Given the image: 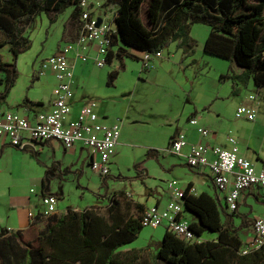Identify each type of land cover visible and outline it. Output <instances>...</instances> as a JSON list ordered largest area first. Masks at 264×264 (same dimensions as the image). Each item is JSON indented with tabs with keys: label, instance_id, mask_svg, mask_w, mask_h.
<instances>
[{
	"label": "trees",
	"instance_id": "trees-1",
	"mask_svg": "<svg viewBox=\"0 0 264 264\" xmlns=\"http://www.w3.org/2000/svg\"><path fill=\"white\" fill-rule=\"evenodd\" d=\"M79 1L0 0V47L7 46L12 57L11 61L0 59L5 82L0 102L18 78L17 58L30 46L25 31L35 16L44 12L54 21L58 13L74 6L68 39L74 40L79 29ZM105 1L116 8V33L112 36L107 63L123 55L141 59L122 45L155 53L176 42L177 47L190 50L193 46L190 24L203 23L210 28L203 50L242 68L240 73L221 76L232 80L231 92L236 91V81L247 85L251 80L255 96L264 101V0ZM117 73V70L109 72L108 84H112ZM39 104L25 97L17 107ZM193 115L191 113L187 119ZM148 155H152L151 151ZM45 186L44 183L43 193H47ZM191 190L189 183L183 190L182 203L183 212L193 215L189 222L195 235L192 240L180 238L166 229L154 251L148 246L122 250L144 227L141 221L147 207L132 201L125 190H121L110 195L103 209L97 205L81 211L67 208L59 216L48 219L38 233L37 245L25 243V247H21L19 232L8 233L2 237L5 241L0 245V264H157L158 261L166 264H264V244L244 251L246 242L240 236V227L233 226L230 220L235 212L223 220L224 210L216 197L204 191L193 194ZM206 232L215 237L203 238ZM5 233L7 230L1 231L0 237Z\"/></svg>",
	"mask_w": 264,
	"mask_h": 264
},
{
	"label": "rangeland",
	"instance_id": "rangeland-1",
	"mask_svg": "<svg viewBox=\"0 0 264 264\" xmlns=\"http://www.w3.org/2000/svg\"><path fill=\"white\" fill-rule=\"evenodd\" d=\"M73 8L74 6H68L56 15L54 21L50 20V14L42 12L30 23L25 31L30 46L18 55L16 62L18 78L12 89V99L23 95L40 97L52 91L53 75L47 73L36 78L34 71L39 69L41 60L53 55L68 41L71 33L70 14ZM209 29V26L203 23L190 24L189 37L193 40L192 49L180 48L177 47L176 42H171L160 50L161 57L151 58L148 69H143L141 59L123 55L121 59L115 58L103 67L93 68L87 75L78 73L80 81L75 89L76 95L84 102L96 101L102 110L114 117V120L116 118L120 120L119 139L107 176H101L92 170L85 151L80 158L74 159L82 175L76 178L77 176L72 173L74 169L71 168L67 177L61 175L59 186L54 188L57 189V194L64 195L66 203L81 206L82 210L97 202L106 204L113 192L125 190L129 184L133 198L142 199L146 191L144 181L153 186L162 176L161 172H164L162 165L175 159V155L168 150L171 133L178 122L187 121L188 116L194 112V108L199 115L208 114L214 119V129H219V126L225 127V125L230 127L231 120L235 119L236 109L249 95H256L255 87L251 80L247 85L236 81L235 93L229 90V84L221 76L233 74L232 67L236 64L203 50ZM119 45H122L121 42ZM122 46L128 52L141 57V51L126 45ZM0 59L12 60L7 46L0 47ZM91 61L93 60L89 59V62ZM81 64L82 62L78 61L76 72ZM112 70H117L118 73L112 84H108V75ZM226 79L232 82L231 79ZM2 80L0 75V82ZM217 95H219L218 98ZM210 102V110L208 108L204 112L202 105H208ZM256 107L264 116V101L261 98H257ZM216 111L219 114H216ZM234 126L233 134L240 130L242 133L246 131L240 128L238 123ZM208 136L211 137L213 134L209 133ZM149 151L152 154L150 157ZM18 153L20 174L31 173L22 172L32 167L26 155ZM37 155L49 166L52 159L56 160L57 157L66 163L67 159L72 157L62 148L56 152V155L51 151ZM138 165L146 168L149 178L140 176ZM32 173L45 175V172ZM49 180L45 178L46 183ZM169 181H171L170 178ZM167 183L166 181L165 184ZM17 184L21 191L31 195L33 202L38 203L35 196V193L39 192L38 186L20 181L19 183L17 181ZM263 209L261 205L254 204V213L259 214ZM247 210L246 205H240V212ZM183 214L188 220L193 219L190 212L184 211ZM234 217V222L236 221L237 224L236 216ZM222 218L223 220L229 218L227 210L222 213ZM166 229V222L157 227L144 226L137 237L124 245L122 249L148 246L154 251ZM239 233L243 239L246 237L243 231ZM212 235L206 232L203 238L207 239ZM157 264L166 263L158 261Z\"/></svg>",
	"mask_w": 264,
	"mask_h": 264
},
{
	"label": "built area",
	"instance_id": "built-area-1",
	"mask_svg": "<svg viewBox=\"0 0 264 264\" xmlns=\"http://www.w3.org/2000/svg\"><path fill=\"white\" fill-rule=\"evenodd\" d=\"M79 29L74 40H68L57 51L41 60L37 75L52 74L56 80L53 88L54 99L52 108L47 112H39L35 122L16 111L0 110V135L8 138L11 145L19 148L36 146L48 140H57L65 149L81 145L88 149L91 155L90 166L101 176H107L110 171V160L115 153L119 138V119L112 123L104 121L105 116L97 111V102L88 101L80 106L76 117L72 118L71 110L74 98L72 89L73 68L76 61L86 62L90 51L96 67L107 63L106 56L111 49L112 36L116 33V8L113 3L105 0L79 1ZM160 57L161 52H141L144 68H149L152 57ZM251 105L242 104L235 111L236 118L254 120L257 115L255 95H249ZM194 125L200 136H206L210 130L198 124L196 118L188 119ZM229 147L211 145L203 142L188 143L183 131L177 132L169 144V151L182 155V149L189 144L184 154L186 163L191 168L207 167L214 186L223 192L221 207L234 213L238 207L241 191L252 187L264 190V165L256 170L255 165L240 155L235 138L227 136ZM210 155V157H209ZM167 188L171 199L164 205H152L146 208L142 216V225L157 227L166 222L167 229L180 238L192 240L195 235L189 227V222L182 218L183 190L177 183L169 181ZM192 191V190H191ZM57 197L53 194H41L42 214L48 215L55 211ZM264 244V218L254 220L252 234L246 242L244 251L257 248Z\"/></svg>",
	"mask_w": 264,
	"mask_h": 264
},
{
	"label": "crops",
	"instance_id": "crops-1",
	"mask_svg": "<svg viewBox=\"0 0 264 264\" xmlns=\"http://www.w3.org/2000/svg\"><path fill=\"white\" fill-rule=\"evenodd\" d=\"M95 55L94 50L90 51V56L92 60V56ZM161 57V56H160ZM89 59L86 62H82V64L78 67V71L76 72V66L78 61L75 62L73 68V83L72 89L74 92L73 104L70 117L74 118L77 115V112L84 103L81 98L75 93V89L77 88L78 82L80 81L79 74L87 75L92 72L93 68V61L89 62ZM98 69V67H96ZM234 73H240L242 68L239 66H233ZM37 70L34 71L36 73ZM0 71V75L4 78V74ZM79 73V74H78ZM41 75L36 74V78H39ZM53 77V88L56 84V80ZM226 83L229 84V90L231 91L232 82H229L228 79H224ZM14 86V85H13ZM13 86L10 88L6 98L4 101L0 102V110L1 111H16L19 114L27 117V119L31 122H35V116L39 112H47L50 111L52 108V101L54 99L53 88L52 91L40 96V97H32L23 95L20 98L12 99V89ZM5 82L2 80L0 82V94L4 91ZM28 98L33 102H40L39 105L32 106L30 108L25 107H17V104L22 101L23 98ZM219 95H217V98ZM257 103V100L255 104ZM242 104L251 105L252 101L249 100L247 97ZM241 104V105H242ZM204 112H206L211 107V102L208 105H202ZM257 108V107H256ZM97 111L105 116L104 121L107 123H112L114 121V117L108 115L105 110L97 106ZM194 115L193 117L197 119L198 124L204 126L210 130V135L213 136H200L197 132V129L194 125H191L188 122V119L185 123H177L174 127L173 132L171 133V138L179 131H183L186 134V138L188 143H196V142H203L208 143L211 145H220L223 147H229L230 144L227 140V136L231 135L235 138L239 146L240 155L244 156L248 160H250L254 165L256 170H260L264 165V116H262L259 111L257 110V115L254 120H247L246 118H236L231 120L230 127L225 125V127L219 126V129H214V119L210 118L208 114H198L197 109L194 108ZM209 113V111L207 112ZM216 114H219L216 111ZM192 117V118H193ZM220 117V115H218ZM239 124L240 128L245 129L244 133L236 132L233 134L232 128L234 125ZM214 130V131H213ZM119 139V138H118ZM170 144V141H169ZM118 145V141H117ZM62 148L65 153H70L72 155L71 159H67L66 162H62L59 157L52 159L51 165H47L44 161H42L38 157V153H48L52 152L56 155V152ZM189 144L186 145L183 149L182 155H175L174 160L167 161L163 166L164 172L162 176L159 177L154 185H150L147 181H144L146 191L143 193L144 197L142 199H135L133 198L131 185L125 189V192L129 195V198L132 201H137L144 204L145 207H149L155 204L164 205L168 203L171 199V195L167 188L165 182H169V178L171 181H175L177 183V187L181 190L191 183L192 184V193L198 194L200 192H207L213 197H216L219 201V204L222 205L223 203V192L218 190L209 176L208 168L202 167L200 169L191 168L187 165L186 159L184 154L188 151ZM85 151L88 157V164L91 161V155L87 148L76 145L71 149H65L63 145L58 142L57 140H48L43 142L42 144H38L36 149H32L30 147L26 148H19L15 147L10 144L8 138L4 135H0V232L3 230H7V233L3 234L0 237V245L4 243V236H7L8 233L14 234L15 232H19L20 239L18 242L20 246L25 247V243H32L37 245V237L38 233L41 229L44 228L45 224L49 222L48 219L54 218L59 216L60 214L64 213L67 208L81 211L82 207L78 205H72L70 203H66L64 195L62 193H58L56 186H59V182L62 177H67V175L71 172L70 169L73 168V174L78 177L82 175L81 169L77 167V161H74L76 158H80L82 156V152ZM26 155V157L30 160V166L32 169H25L22 172H31L27 175L20 174L18 168V160L17 156ZM172 153V152H171ZM53 156V155H52ZM51 156V157H52ZM115 156H112V158ZM210 157V155H209ZM112 158L110 163L112 162ZM21 159V158H20ZM115 161V160H114ZM75 166V167H74ZM138 170L140 174L149 178V173L142 165H138ZM32 172H45V175L42 173L35 174ZM49 174L50 177L48 176ZM49 180V187L47 193H43V184H46L45 178ZM65 179V178H64ZM17 181L20 182H28L29 184H34L38 186V193H35V196L38 199V203H41V194H53L57 197L56 209L54 212L48 215H42V206L38 203L32 201V197L28 192H23L18 187ZM143 182V181H142ZM31 190V189H30ZM107 204V203H106ZM103 203H94L90 206L97 205L100 206L102 209L106 206ZM244 204L248 207V210L245 212H240V205ZM254 204L261 205L264 208V190L258 187H252L249 189H245L241 191L239 196L238 207L233 216H231L230 220L233 226L240 227V231L245 233V238L243 239L245 242L248 241L252 234V226L253 222L258 217L264 218V209L261 213L257 214L254 213ZM87 208V207H86ZM224 210V209H223ZM237 219V224L235 217ZM49 217V218H48ZM182 218L188 222H191L193 219L188 220L184 214H182ZM51 220V219H50ZM204 237V234L202 235ZM215 237L213 234L210 238ZM123 248V247H122ZM121 248V249H122ZM127 250V249H122Z\"/></svg>",
	"mask_w": 264,
	"mask_h": 264
},
{
	"label": "water",
	"instance_id": "water-1",
	"mask_svg": "<svg viewBox=\"0 0 264 264\" xmlns=\"http://www.w3.org/2000/svg\"><path fill=\"white\" fill-rule=\"evenodd\" d=\"M48 187H49V182L46 183V186L44 188V191H48Z\"/></svg>",
	"mask_w": 264,
	"mask_h": 264
}]
</instances>
